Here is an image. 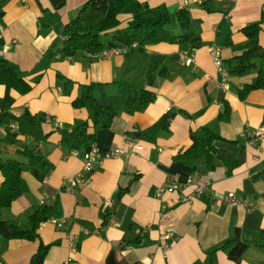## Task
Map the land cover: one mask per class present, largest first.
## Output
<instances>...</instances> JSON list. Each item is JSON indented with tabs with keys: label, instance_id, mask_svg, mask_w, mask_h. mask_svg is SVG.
Masks as SVG:
<instances>
[{
	"label": "crops",
	"instance_id": "0c3cea01",
	"mask_svg": "<svg viewBox=\"0 0 264 264\" xmlns=\"http://www.w3.org/2000/svg\"><path fill=\"white\" fill-rule=\"evenodd\" d=\"M86 1L65 0L59 20L43 29L38 19L44 8L53 9L50 0H5L0 17V57L23 72L31 71L45 58L53 41L56 47L61 46L64 25L80 13ZM263 8L264 0H131L104 31L114 43L104 50L115 46L122 52L85 54L77 60L55 56L38 79L34 78L37 73L22 81L0 76V114H20L27 109L50 115L52 122L45 120L43 128L53 130L45 143L52 169L44 174L23 164L22 176L29 190L2 210V218L25 227L34 210L57 201L59 218L64 221L61 227L50 220L44 222L36 240L0 238V264H26L40 241L52 244L44 264H104L111 250L117 260L135 264H264V138L246 144L245 162L231 176H226L220 162L200 174L212 192H233L252 206H219L205 192L197 193L189 203L172 204L191 187L162 199L154 196L155 187L170 177L184 182L191 174L175 159L190 144L191 128L209 125L228 140L242 138L244 131L256 134L264 130V93L254 90L239 98V89L256 74L237 73L244 51L234 49L246 41L240 29L259 20ZM180 9L188 13L187 21L176 19ZM81 15L87 23L103 17L89 8ZM161 19L169 21L166 28L170 35L191 34L201 45L191 48L190 44L167 41L141 45L143 35L131 42L128 34L116 32L128 24ZM116 35L121 39L115 40ZM259 40L264 46V29ZM211 45L221 49L223 66L230 73L225 88L219 86L220 75L208 51ZM190 54L193 61L185 64ZM90 82L102 84L93 89L100 103H113L120 109L111 126L98 130L92 143L99 163L83 172L81 154L74 156L60 146L53 124L87 118L72 101L79 84ZM125 88L133 92L149 89L155 99L144 111L126 113L122 109L128 96ZM167 111L174 114L169 130L161 131L154 142L142 137ZM125 136L137 140L141 148L114 153L124 148ZM0 137V151L8 157L31 141L20 136L19 142L12 143L9 131L1 126ZM216 145L239 153L238 146L225 141ZM70 177L76 184L67 190ZM237 241L250 245L238 263L223 249L209 253L216 245Z\"/></svg>",
	"mask_w": 264,
	"mask_h": 264
},
{
	"label": "trees",
	"instance_id": "16d2710c",
	"mask_svg": "<svg viewBox=\"0 0 264 264\" xmlns=\"http://www.w3.org/2000/svg\"><path fill=\"white\" fill-rule=\"evenodd\" d=\"M50 1L53 9L44 8L38 19L43 29L53 26L59 20V10L63 7L65 0ZM130 1L87 0L80 8V13L64 25L61 32L62 41L60 47H56L57 42L53 41L45 51V58L27 73L19 70L12 62L0 57V76L6 75L17 81H22L26 75L37 73L34 78L38 79L48 68L50 60L55 56H58L59 59L69 58L70 60H77L85 54H100L104 49L114 44L109 37V33L104 31L112 22H115L116 15ZM4 4L5 0H0V17L4 14ZM86 8L103 14V17L95 23H87L81 15ZM175 17L180 21H187L189 18L188 13L184 9L178 10ZM168 23L169 21L166 19L158 21L146 20L139 24H128L116 32L128 34V40L131 42L138 38L139 35H143L139 40L141 45L160 41L190 44L191 48L201 45L200 39L193 37L191 34L170 35L166 28ZM263 29L264 8L261 11L259 20L248 23L240 29L245 36V43L234 47V49H242L244 51L242 64L237 69V73L252 71L256 74L252 82L245 83L239 89L238 95L241 99L254 90H260L264 93V46L261 45L259 40ZM227 44L232 46L229 40ZM57 75L62 77L59 73ZM98 85L102 84L93 82L79 84V92L72 101L73 107L86 112L87 118L85 120H75L69 124H62V127L54 126V130L58 131L60 136V146L68 150L69 153L74 150L82 151L91 145L96 139L97 131L111 126L120 109L116 104H103L95 98L93 89ZM125 90L128 96L122 104V109L129 114L144 111L155 99V93L149 89L142 88L134 92L127 88ZM173 117L174 114L172 112H165L150 127L143 131L142 137L149 142H154L161 131L169 130ZM45 120L52 122V116L44 117V115L33 114L27 109L20 114L11 112L0 114V126L3 123L11 122L17 126V130H9L12 143L16 144L19 142L18 138L20 136L29 137L31 140L30 143L22 148H18L15 156H4L0 151V173L2 174L0 183V238L5 240H36L39 238V223L46 222L53 217L59 218L60 216L59 203L57 201L52 204H44L34 210L29 216L28 225L25 227L15 225L13 222L3 219L1 215L4 208L11 207L20 195L27 193L29 190L22 176L23 164L36 167L44 174H48L53 167L47 159L48 150L45 145L53 130H44L43 123ZM262 124H264V109ZM256 138V134L244 131L242 138L228 140L221 137L211 126L201 125L190 129V144L184 151L178 153L175 159L186 165L192 174L199 175L202 171L213 170L217 163L220 162L225 169L226 176H231L245 162L246 144L252 139L256 140ZM2 140L3 138L0 137V142ZM218 141H225L238 146L239 153L235 155L227 149L219 148L216 145ZM261 172H264V167ZM51 246L52 244H44L40 241L36 251L30 256L26 264H44ZM249 248V243L245 241H237L232 244L225 242L212 247L209 253L223 249L230 260L238 263L243 259ZM104 264L135 263L117 260L111 250Z\"/></svg>",
	"mask_w": 264,
	"mask_h": 264
},
{
	"label": "built area",
	"instance_id": "2783aa9c",
	"mask_svg": "<svg viewBox=\"0 0 264 264\" xmlns=\"http://www.w3.org/2000/svg\"><path fill=\"white\" fill-rule=\"evenodd\" d=\"M122 48H112L110 50H103V54H108L110 53H120L122 52ZM208 51L212 56L213 63L216 67L217 72L220 75V81H219V86L221 88H225L227 85V80L230 75L229 71L223 66V61L221 58V49L217 46H209ZM193 61V55L190 54L187 57H185L184 63L185 64H191ZM55 127H62L63 125L59 122H54L53 124ZM264 127V124H263ZM9 129L11 131L17 130V126L13 123L9 125ZM256 140L257 139H263L264 138V130L260 129L256 133ZM140 149L141 144L137 140H130L126 136L124 138V148L120 149L118 151H115L114 153H122L124 152V149ZM162 148L159 149L161 151ZM72 155L77 156L80 155L82 156V161H83V167L82 171L83 172H90L92 169L95 168V166L99 163V159L97 157L96 153V148L93 144L89 145L87 148H85L82 151L79 150H74L71 152ZM66 187L65 189L67 190H72L73 187L76 184V179L74 177H70L66 179ZM191 187V190L186 193V194H181L177 200L172 201V204H178L179 202H191L194 198V196L197 193H208L210 194L216 201V203L221 206L223 204H229V205H236L239 203H244L248 206H252L250 202L247 200H244L242 197H236L233 192H226V193H217V192H212L210 190L209 184L203 179V177L199 174H190L186 180L183 182L179 180L177 177H170L166 183L156 186L154 189V196L158 199H162L164 195L167 194H173L180 192L181 190ZM110 205V201L106 203V206ZM50 221L54 222L58 227H61L64 224V221L61 218H50ZM44 222L39 223V228L43 226ZM168 237V236H167Z\"/></svg>",
	"mask_w": 264,
	"mask_h": 264
},
{
	"label": "rangeland",
	"instance_id": "374dc122",
	"mask_svg": "<svg viewBox=\"0 0 264 264\" xmlns=\"http://www.w3.org/2000/svg\"><path fill=\"white\" fill-rule=\"evenodd\" d=\"M113 34H114V33H113ZM115 34H116V32H115ZM114 38H115V40H117V39L120 40V39H121L120 37H118V35H116ZM9 125H10V123H3V124L1 125V127L4 128V129L8 132V131H9V130H8Z\"/></svg>",
	"mask_w": 264,
	"mask_h": 264
},
{
	"label": "water",
	"instance_id": "95a60500",
	"mask_svg": "<svg viewBox=\"0 0 264 264\" xmlns=\"http://www.w3.org/2000/svg\"><path fill=\"white\" fill-rule=\"evenodd\" d=\"M171 111L175 112V108H172Z\"/></svg>",
	"mask_w": 264,
	"mask_h": 264
}]
</instances>
